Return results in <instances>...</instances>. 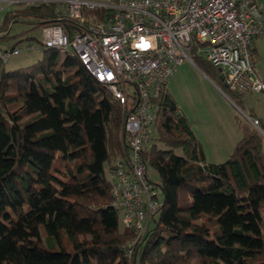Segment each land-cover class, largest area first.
<instances>
[{"label": "trees", "instance_id": "1", "mask_svg": "<svg viewBox=\"0 0 264 264\" xmlns=\"http://www.w3.org/2000/svg\"><path fill=\"white\" fill-rule=\"evenodd\" d=\"M55 8L22 5L4 21L33 31L55 21ZM4 33L0 41L28 40ZM42 50L41 60L13 71L0 60V264H264V155L254 128L239 122L242 137L227 160L207 163L163 88L142 152L160 206L138 237L119 229L110 206L107 173L127 154L121 104L75 57ZM190 57L223 84L196 48ZM226 92L241 106L244 95Z\"/></svg>", "mask_w": 264, "mask_h": 264}, {"label": "built area", "instance_id": "2", "mask_svg": "<svg viewBox=\"0 0 264 264\" xmlns=\"http://www.w3.org/2000/svg\"><path fill=\"white\" fill-rule=\"evenodd\" d=\"M49 3L56 7V18L41 25L39 47L75 57L123 108L127 154L107 173L110 206L118 211L122 227L134 228L140 237L160 206L142 158L154 133V100L178 65L193 62L190 51L196 48V54L220 70L230 92L261 96L264 120V82L252 54L255 39L264 44V9L253 0ZM84 11L96 13L87 19ZM64 22L72 30H65ZM20 51L18 46L0 50V60L5 63ZM242 115L264 139L259 118Z\"/></svg>", "mask_w": 264, "mask_h": 264}, {"label": "rangeland", "instance_id": "3", "mask_svg": "<svg viewBox=\"0 0 264 264\" xmlns=\"http://www.w3.org/2000/svg\"><path fill=\"white\" fill-rule=\"evenodd\" d=\"M256 1L260 5L264 4V0ZM2 7L3 4H0V32H8L9 36L26 32L27 34L24 38H28V40L21 42H16L18 39H11L8 42L0 41V50L11 48L15 42L18 43V47L21 50L19 54L12 55L5 61V70L13 71L41 60L43 50L39 47L41 39L40 27L30 31L32 25L28 23L20 21L13 24L5 23L4 18L9 11L7 8H14L16 5L6 8ZM29 46H32V48H29ZM64 58L65 55L59 53V59L62 60ZM261 66L264 68V64ZM258 69L261 73L259 65ZM166 88L172 94L175 103L180 107L179 109H182L181 111L187 115L186 119L192 132L194 133L195 131L194 134L202 139L203 145L210 154L209 157H213L214 154L215 157L213 159L218 161V164L227 160L234 148V141H239L240 137H242V130L239 126V122H244L242 113L250 116L252 107L257 115H260L263 110V102L259 94L244 95L242 97L243 103L241 106H237L230 99L224 85L212 73L207 72L204 67L195 64V62L188 60H184L177 66L175 72L168 80ZM261 151L264 155V139L261 140ZM148 176L152 180H156L155 173L150 169L148 170ZM159 195L161 198V193L158 192V197ZM157 218L158 216L156 215L154 219ZM262 218L264 220V211L262 212ZM150 223H152V220ZM118 224L119 229L122 230L123 227L120 221Z\"/></svg>", "mask_w": 264, "mask_h": 264}, {"label": "crops", "instance_id": "4", "mask_svg": "<svg viewBox=\"0 0 264 264\" xmlns=\"http://www.w3.org/2000/svg\"><path fill=\"white\" fill-rule=\"evenodd\" d=\"M5 1L7 0H0V4H3V7L6 8L8 7V5L5 3ZM19 1V0H17ZM21 3H16V7L14 8H7L10 10H15V9H18L20 8V6L22 5H36V4H40V3H48V2H64L66 0H20ZM89 1H93V2H102V3H111L113 2L114 0H89ZM255 1L256 3H258L256 0H253ZM260 4V3H259ZM263 9H264V4H261ZM14 6V5H12ZM2 7V8H3ZM4 33H0V36H2ZM252 54H253V58H254V63H255V67H256V70L257 72L259 73L261 79L263 80L264 82V68L261 66L262 64H264V44L263 42L260 40V39H255L253 41V45H252ZM261 64V65H260ZM258 65H259V68H261V73L259 72V69H258ZM261 66V67H260ZM263 74V75H262ZM168 90V89H167ZM169 92V91H168ZM170 93V92H169ZM171 94V93H170ZM172 96V94H171ZM173 98V97H172ZM177 105V104H176ZM178 109L180 108L178 105H177ZM253 107L251 108V112L252 114H254L256 117H262L263 116V110H262V113L260 115H257L254 111H253ZM180 110V109H179ZM182 110V109H181ZM180 110V111H181ZM183 113V115L185 117H187V115L184 114L183 111H181ZM194 131V130H193ZM195 133V131H194ZM195 137L197 138V140L199 141V143L201 144L202 146V149H203V153H204V156H205V159H206V162L207 163H212V164H218L217 162L218 161H215V159H213L215 157V155L213 154V157H209L210 154L207 152L205 146L203 145L202 143V139L200 137H198L196 134H194ZM241 139V137H240ZM239 139V140H240ZM238 140L234 141L233 145L235 146V144L237 143ZM232 145V147H233ZM264 211V210H263Z\"/></svg>", "mask_w": 264, "mask_h": 264}, {"label": "water", "instance_id": "5", "mask_svg": "<svg viewBox=\"0 0 264 264\" xmlns=\"http://www.w3.org/2000/svg\"><path fill=\"white\" fill-rule=\"evenodd\" d=\"M218 71H220V70H218ZM220 79L223 81V84H224V86L226 87V83H225V81H224V76H223L222 74H220Z\"/></svg>", "mask_w": 264, "mask_h": 264}]
</instances>
